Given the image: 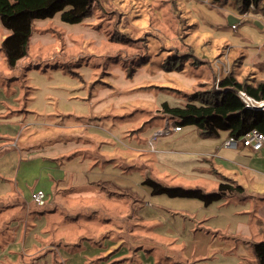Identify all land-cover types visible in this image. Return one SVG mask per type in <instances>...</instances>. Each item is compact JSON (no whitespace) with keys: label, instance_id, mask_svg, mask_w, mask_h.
<instances>
[{"label":"rangeland","instance_id":"1","mask_svg":"<svg viewBox=\"0 0 264 264\" xmlns=\"http://www.w3.org/2000/svg\"><path fill=\"white\" fill-rule=\"evenodd\" d=\"M252 13L242 16L232 1L221 7L213 0H94L91 16L81 23L64 22L61 12L35 20L28 54L15 68L1 47L10 30L0 18V84L5 85L0 98L6 108L0 112V153L15 151V143L23 152L21 161L12 160L6 167V159L0 163V201L4 183L11 192L6 195L17 198V188L26 195L37 187L48 190L46 177L52 173L65 179L59 195H52L63 204L74 199L75 193H63L67 184L85 180L98 192L140 196L143 202L144 220L125 229L137 235L129 241L136 239L138 245L121 239L112 246L110 253L126 255L121 264H242L215 234H236L252 245L264 242V160L261 167L252 165L257 171L249 159L221 165L225 161L218 158H223L227 142L223 133L206 141L194 126L141 142L147 153L125 152L117 158L108 150H125L133 129L134 135H143L155 128L148 117L158 115L163 102L175 106L196 91L213 93L214 77L219 84L231 73L232 63L237 64L233 71L238 82L264 81V22L249 18L258 17ZM136 116L141 123L150 121L143 131L131 125ZM65 150L73 151L60 155L53 167L32 158ZM235 151L238 157L261 152L242 143ZM147 177L167 187L206 193L216 192L222 183L243 190L206 206L198 199L153 195L143 184ZM110 207L120 211L119 206ZM29 218L38 232L47 222L40 215ZM116 221L101 216L84 226ZM68 240L74 241L64 238V243ZM62 251L66 257L74 252L67 247ZM25 264L47 262L43 258Z\"/></svg>","mask_w":264,"mask_h":264},{"label":"crops","instance_id":"2","mask_svg":"<svg viewBox=\"0 0 264 264\" xmlns=\"http://www.w3.org/2000/svg\"><path fill=\"white\" fill-rule=\"evenodd\" d=\"M251 11L253 12L252 14L258 17L249 18L254 20H263L264 22L263 13H260V11H256L254 7H252ZM242 16H249V12ZM3 92H5V85L0 84V93ZM2 99L3 98H0V112L3 111V113H6V108L2 106ZM159 122L160 124L155 125ZM153 124L155 127L153 128L154 130L151 129L150 132L148 131V133L146 134L133 135V137L127 136L126 138L128 139L129 146H127L125 150L119 152L114 148L109 149L108 152L110 154L115 153V157L117 158H121L122 154L125 152L128 155L141 152L147 153L146 151H144L145 147L140 145L141 142H150L159 132L163 131L167 127L173 129L172 131L174 132L183 131V127L181 131H175L173 120H171L169 117L161 116L158 121L151 123V126H153ZM147 129L148 127H146L145 130L147 131ZM196 131L198 132L201 139H204L206 141L215 139L203 138L201 137L200 132L197 128ZM222 133L225 139L228 140V133L221 132V134ZM21 134L22 133L18 134L17 136L19 137L21 136ZM13 148L15 149V151L11 150L6 151L5 153H0V163L3 162L4 159H6V161L4 162L5 167L12 160L14 161L19 159V161H21L22 159L23 152L21 151V149H16V143L13 145ZM234 149L235 148L229 147L224 148L225 154H223L224 156L222 155L223 158H218L225 161V164L221 165H234L238 164V162H240L239 160L249 159L251 163L248 164H250L249 166L250 168L252 167L253 171H257V169L252 165L261 167L259 162L264 160V147L261 150H252L255 152L261 151L257 154H254V156L245 157H238V154L236 151L234 152ZM46 152H48L49 154L41 155V153H37L36 156H32V158H42L45 163L50 162L48 164V167H53L55 164L52 162L58 163L56 160L59 161L62 155L68 153L67 150L56 151L55 153H52L51 151ZM14 154H16V157H14ZM156 160H158V158H156ZM206 161L207 160H204V162ZM49 170L53 171L54 168H51ZM46 180V188L48 190H44L40 187H37L35 189V191L42 190L45 193L47 191L46 194H48L49 196V208L46 209H37L32 203L31 192L33 190H31L30 193L26 195L23 191L17 188L16 192L18 197L13 198L7 196L11 192H8L7 186H5L6 183H4L5 185L2 186L1 191H3V193L1 194L4 198L0 201V264H25V261H38L43 258L45 259L47 264L123 263V258L124 256H126L125 254L114 255V253L110 252L113 251L112 246L114 244H118L119 240L121 239H125L129 245L135 243L136 239L131 242L129 240L133 239L134 237L137 238V235L128 234L125 229H127V227L129 228V226L135 220H138L139 222H142L144 220L141 214L143 202L140 200V196L134 197L130 194L124 195L120 193H114V195H109L103 192L101 193L98 192L97 189H93L94 185H91L89 184V182L82 180L78 182L81 185H76V183L74 182L67 184L68 187L64 189L63 193H75L73 195L74 199H68L66 201L69 202H65L62 204L61 201H55V199H52V195L56 197L59 195V188L62 186H66L65 179H63V176L59 178V176L53 175L51 173L46 177ZM66 195L67 194H65V196ZM27 196L29 197V199L27 198ZM23 203L26 204L23 205ZM56 203H59L60 206ZM110 204L119 206L120 211H113L110 207ZM63 205L66 207L64 208ZM23 211H25V215H22ZM18 213L20 214L18 215ZM49 213H53V216L51 217V214L49 215ZM89 213L92 214V216L86 217ZM39 215L46 217L47 222L44 226L39 227L38 232L35 229V225H31L29 216H31L32 219L33 217L34 219H37ZM101 216L114 217L117 219V221L115 222V224L111 223L107 226H101L98 228L92 227L86 229V227L84 226L85 221H95L96 218L100 219ZM53 218L57 219L56 223H53ZM98 223H100L99 220ZM73 225L76 226V229H73ZM56 226L59 229H55ZM65 230L69 231L70 233H66ZM173 235L177 236L176 230L173 232ZM116 236L117 239H115ZM215 237L222 240L220 241V244H223V246L230 250L231 253L239 255L242 264H249V261L257 260L252 250V244L248 240L242 239L236 236V234L233 237L227 238L225 236L221 237L219 233H216ZM64 238H73L74 241L73 243H69L70 241L68 240V243H64ZM174 239L175 237H171V240ZM136 244L138 245V240L136 241ZM64 247L73 250V255L67 254L68 258L64 256V251H62V248ZM138 249L139 247L134 251H137ZM195 249L194 252L197 250ZM109 257L111 259H109ZM48 258L49 261L47 260ZM246 258L249 260L248 262L244 260Z\"/></svg>","mask_w":264,"mask_h":264},{"label":"trees","instance_id":"3","mask_svg":"<svg viewBox=\"0 0 264 264\" xmlns=\"http://www.w3.org/2000/svg\"><path fill=\"white\" fill-rule=\"evenodd\" d=\"M229 1L233 2L241 15L250 12L252 7L264 14V0H213V3L225 6ZM93 3L94 0H0L1 22L10 30V35L4 39L1 46L8 65L15 68L19 61L27 56L35 20L52 18L61 12L64 22L78 24L91 16ZM234 65L237 64H231V73L220 80L219 86L235 87L257 101H264V81L246 78L244 82H238L233 71ZM250 80L256 84L247 83ZM185 99L184 103L175 106L163 102L157 110L158 115H149L151 123L161 116L169 117L173 120L174 127L194 126L203 138H216L221 132H227L228 139L240 140L252 130L264 133V111L246 108V104L235 92L213 94L212 91L203 90L196 91ZM141 119V116H136L131 125L143 131L142 127L150 121L147 119L145 123H141ZM134 131L130 136L133 137ZM72 148L76 149L77 146ZM143 184L151 188L153 195L167 194L170 197L198 199L206 206L221 201L233 192L243 190L241 186L222 183L216 192L206 193L202 189L167 187L149 177ZM33 204L37 209L49 208V202L43 206ZM252 250L258 264H264V242L253 244Z\"/></svg>","mask_w":264,"mask_h":264},{"label":"built area","instance_id":"4","mask_svg":"<svg viewBox=\"0 0 264 264\" xmlns=\"http://www.w3.org/2000/svg\"><path fill=\"white\" fill-rule=\"evenodd\" d=\"M235 26H233L234 28ZM170 127L165 128L163 131L159 132L161 134H168L170 131H172ZM175 131H181L182 128L180 126L174 127ZM158 133V134H159ZM239 143H242L243 146L250 148L251 150H261L264 147V133L258 131V130H252L248 132L244 137H242L240 140L236 139H228L225 143L226 147L229 148H237L239 146ZM31 200L35 204L39 206L45 205L48 200L49 196L44 193L43 191H34L31 194Z\"/></svg>","mask_w":264,"mask_h":264},{"label":"water","instance_id":"5","mask_svg":"<svg viewBox=\"0 0 264 264\" xmlns=\"http://www.w3.org/2000/svg\"><path fill=\"white\" fill-rule=\"evenodd\" d=\"M228 91L235 92L246 104V108L255 110V111H264V101H257L235 87L221 88L219 84H217V80L214 77L213 93L225 94Z\"/></svg>","mask_w":264,"mask_h":264}]
</instances>
